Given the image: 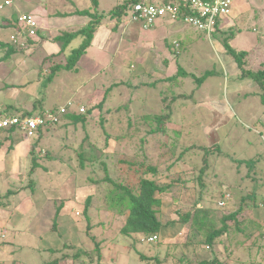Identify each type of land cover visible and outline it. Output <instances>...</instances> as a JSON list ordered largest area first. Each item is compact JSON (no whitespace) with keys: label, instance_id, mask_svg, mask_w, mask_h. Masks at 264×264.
Here are the masks:
<instances>
[{"label":"rangeland","instance_id":"obj_1","mask_svg":"<svg viewBox=\"0 0 264 264\" xmlns=\"http://www.w3.org/2000/svg\"><path fill=\"white\" fill-rule=\"evenodd\" d=\"M28 1L13 0V4L21 9ZM37 1L42 0H30ZM49 1H42L49 5L47 10L59 13L78 9L95 12L90 7L98 5V14H105L101 20L104 31H108L85 49L71 69L62 68L67 65L68 54L64 61L54 64L52 76L45 77L39 70L37 74H21L11 67V75H0L1 107L25 110L33 103L38 113L71 102L73 106L68 110L75 109L78 114L83 105L85 112L81 114L86 115L81 117L85 119L82 122L41 128L30 139L40 150H36L34 158L28 154L27 161L23 159L26 162H9L13 160L14 143L1 148L0 177L5 181L0 182V196L17 189L23 190L20 196L43 193L46 204L36 230L43 224L47 229L41 227L39 235L17 232L15 236L8 227L10 233L6 234L8 217L1 207L0 219L5 223H0V264H46L54 260L59 264H199L212 261L216 254L226 264H264V234L258 230L251 239L244 236L249 232L236 231L231 246L227 242L218 245L216 251L203 246L185 247L188 234L198 230L194 224L206 217V209L224 208L223 212L230 214L237 211L242 197L253 192L264 197L261 90L252 85L255 82L250 78L240 80L243 87L241 83L234 84L243 74L239 62L246 70L264 63V0H244L235 26L229 20L226 32H217L211 38L184 23L158 22L155 28L144 30L140 24H132L129 17L115 30L116 22L108 14L126 0ZM7 12L1 14L5 16ZM226 19L219 18L220 24L226 25ZM77 45L78 40L73 42L74 47ZM26 47L22 48L31 49ZM227 47L239 62L226 53ZM178 48L181 57L176 56ZM38 57L42 58L43 53ZM59 65L62 67L58 73L55 69ZM209 71L213 75L205 77L202 84L191 76L201 78ZM165 96H169L167 101ZM172 96L180 98L173 104L170 123L165 124L169 131L147 134L152 127L144 123L143 116L162 114ZM9 137L11 141L25 139L22 131ZM218 145L221 152H217ZM43 147L49 149V155ZM124 159L137 164L145 161L157 169L159 185H170L158 195L163 202L160 219L165 224L191 214L187 225L168 224L154 246L124 237L120 229L126 217L108 207L114 190L111 181L128 179ZM33 160L38 164L36 168ZM251 160L258 163H240ZM206 168L209 171L201 177V169ZM13 173L23 178V184L14 181L19 177L15 179L10 175ZM227 191L231 197H225L226 203L221 195ZM87 198L90 222L84 214ZM221 202L225 205L221 206ZM61 207L65 211L64 220L58 221L62 228L54 231L53 220ZM252 216L264 223L263 210L254 209ZM41 243H49V247L45 249ZM97 244L101 246L102 262ZM16 247L20 248L15 250ZM139 252L149 261L142 262Z\"/></svg>","mask_w":264,"mask_h":264},{"label":"trees","instance_id":"obj_2","mask_svg":"<svg viewBox=\"0 0 264 264\" xmlns=\"http://www.w3.org/2000/svg\"><path fill=\"white\" fill-rule=\"evenodd\" d=\"M134 0H126L122 4L116 5L112 11L109 12L108 16L112 18L113 20H116L114 29H118L120 25L124 22L128 21L127 14L129 13V7L131 6L132 2ZM163 2H171L175 0H162ZM204 1H210V0H204ZM184 4H188V0H182ZM98 5L92 6L91 8H95V12H92L90 9H87L85 11H78L81 15H86L91 18V22L88 24L87 27L83 28L77 33L71 34H63L62 36L58 37L56 40L61 42L65 41V47L63 46V51L67 50L69 40L72 41L74 39L82 38L83 42L81 45L76 48L69 50V55L67 56L66 67L58 66L57 69H71L72 67H75L77 60H80L81 57L84 55L85 49H88L93 41L94 33L95 31L100 27L102 23V18L104 19L105 15L101 14L99 15L97 12ZM192 13V12H191ZM189 14V12H187ZM19 21L18 19H12L8 24L5 26L7 28H13V29H20L19 27ZM220 21L217 20L215 30L212 33L211 36H209L207 33L206 35L208 37H213L217 32H220L219 30ZM1 27H4L1 25ZM226 30H223V33H225ZM205 33V32H204ZM21 43H24V45L30 46L31 43H34L32 39L29 38H19ZM18 46V49L23 50L22 44ZM15 46V45H14ZM7 51L9 53H16L18 50L16 48L7 47ZM227 53L229 55H232L237 61L238 59L236 56L231 52L228 51ZM8 53V52H7ZM243 54H246V52H243ZM239 62V61H238ZM73 63H75L73 65ZM239 68L242 69L243 74L239 79H245L250 78L252 79L256 84L257 87L261 90L260 98L261 102L264 105V68L260 70H246L242 63L239 62ZM56 71V69H55ZM213 75L212 71L206 72L205 76L201 78H197L194 75L191 74V76L195 79L196 83L202 84L205 77H209ZM52 76V75H50ZM169 96H165L164 99L167 101ZM180 98L179 96H172L169 106L164 107V112L162 114H147L143 116V119H145L144 123L148 124L152 128L150 130H146L147 134H153V133H166L169 131V129L165 128V124L170 123V120L173 117V107L176 102V100ZM171 107V108H170ZM89 113V112H88ZM26 115V116H25ZM31 116L30 114H24L22 117ZM17 116V115H14ZM64 116V115H63ZM82 116H86L81 113H66L64 117H60V119H66L70 120L73 123L82 122L85 119H81ZM5 118V117H4ZM0 116V120H3ZM147 121H153L157 122L158 125L152 124L151 122ZM59 124V123H58ZM56 124L48 123L47 126H55ZM16 128H5L0 131V133H7L9 136L16 132ZM36 148L37 143L33 142L31 144L30 148V155L33 156L36 154ZM217 152H221L220 146L218 145L216 147ZM82 156V155H80ZM207 157L210 158L208 155ZM125 163L128 165V169L125 172L126 176H128V179L125 181H122L120 183L113 182L114 190L111 191L110 194V201L109 202V209L114 210V212H117L118 214L124 215L126 217L125 223L120 229V233L129 239H135L137 243L141 244L140 239L142 237H147L150 235H157L160 238V234L163 233V230L167 227L168 224H184L187 225L189 221L191 220V214L187 213L183 217L180 216L178 220H174L175 222H169L168 224H165L160 219V211L162 207V200L158 197V195L165 193L168 189H170V185L161 186L156 181L157 177V169L153 166H150L146 164L145 161H142L141 163H135L132 161H126L124 159ZM147 161V160H146ZM187 162V161H186ZM257 161L251 160L250 162L241 161L240 163H246L247 165L256 164ZM260 162V161H259ZM258 163V162H257ZM38 166L37 163L33 160V167L36 168ZM208 168L202 170L200 176L206 175V173L209 171ZM148 174H153V178L148 177ZM134 182H137L134 184ZM34 191V188H32ZM227 195L231 194L230 192H224L221 195V199L223 201H228V199L225 200V197ZM6 196H0V208L4 207L3 202L1 201L2 198H5ZM242 203H240L239 208L237 211L232 212L230 214H227L223 212L222 208H213V209H206V217L200 220L197 223V220L195 219L194 224L197 227V232H193L188 234L186 239V248H190L192 246H203V247H209L212 251H216V247L218 245H223L228 242V246H231V239L233 234L237 231L241 234L245 233V231L249 232L247 234H244L248 239L255 238V231H259L260 233L264 234V223L262 221H259L255 219L252 216V211L254 209H258L261 207H264V197L257 193L248 194L247 197H242ZM90 207V198H87L84 204V214L85 219L90 222V218L88 217V210ZM201 208V207H200ZM62 208H58L56 212V216L53 220V230L56 231L61 227L59 221V213ZM252 216V217H251ZM195 217V216H194ZM193 221V220H192ZM234 222V224H231ZM61 235H63L61 233ZM158 243V242H157ZM241 242H239L240 244ZM99 245L98 250H101V246ZM155 244H151V246H154ZM52 249H50L51 251ZM101 256V251L99 254V261L102 262L103 258ZM140 260L142 262H147L149 259L143 254L139 252ZM219 256V254H218ZM217 254L213 258L212 261H203L199 264H226L223 261H221L218 258ZM77 257V256H76ZM71 259H75V257H72ZM46 264H59L58 260H54L51 262H48Z\"/></svg>","mask_w":264,"mask_h":264},{"label":"crops","instance_id":"obj_3","mask_svg":"<svg viewBox=\"0 0 264 264\" xmlns=\"http://www.w3.org/2000/svg\"><path fill=\"white\" fill-rule=\"evenodd\" d=\"M4 1L5 0H0V4ZM42 1H40V2L37 1L36 3H33V2H30V0H29L28 3H26V6H22L21 9H18V8L16 9L15 5L13 4L12 6L7 7L8 9L5 8V10L9 11V12H7V14H5V16H4L5 12L0 15V75L2 74L4 76H7L6 72H8V74L11 75L12 72H11V69L9 68V67H11L14 70L18 69V71H21L20 72L21 74L26 73V75H30L32 72L37 74V72L39 70V72H41L43 76H45V77H47L48 75L50 76L53 69L55 68L54 64L60 63V61H64L66 59V56L69 54V50L71 51L72 49L78 48L81 45V43L83 42L82 38L74 39L72 41L69 40L70 43H68L67 50L63 51V46L64 47L66 46L64 43L65 41L59 42L56 39L58 37L62 36L63 34H71V35L73 33L75 34V33L79 32L80 30H82L83 28L87 27L88 24L91 22V18L86 16V15H81L78 13V11H85L87 9H85V10L78 9L75 11L69 10V11H65V12H61V13H59L58 11L51 12V11L47 10L49 7L48 4L50 3V1L46 0L48 4L43 3ZM123 1L124 0H120L121 3ZM160 1H162V0H160ZM65 4L67 5V2ZM240 6H245L244 0H237L236 1L235 5L233 6V9L231 11V14L227 17H224V19L227 18L225 20L226 25H222V24L219 25L220 31H223L226 29L227 23L229 20H232V22H234V26H235V21L239 20L241 17V16H239V15H241L240 14L241 10L239 8ZM245 12H247V11H245ZM22 14H29V15L33 16L38 21L39 26H40V30L38 31V36L35 40H33L34 43H31V45L28 46L29 48H31L28 51H25V49L20 50V49H18V46H14L12 44L11 39L9 38V34L11 36V33L13 32V28H7L5 26L12 19H18V17ZM158 22H161L164 24H166V23L167 24H169V23L182 24V22H172V21L166 20V19L159 20ZM132 24H134V23H132ZM1 25H3L4 27H1ZM104 30H105V26H104V23L102 22L100 27L94 33V38H93L91 46L93 45V43H96V41L98 39H101V37L104 34H106V32L108 31V30H106V31H104ZM177 30L181 31L179 28H177ZM200 32H202V31H200ZM202 33L206 35V33H204V32H202ZM76 40H78V45L74 47L73 42H75ZM263 41H264V36H263ZM5 45L7 47L13 46L18 51L16 53L11 54V53H9V51H7V48L4 47ZM179 46H180V43H179ZM22 47L27 48L26 45H24V44H22ZM216 50H217V48H216ZM40 52L43 53L42 58L38 57ZM181 55H182L181 49H179L176 52V56L181 57ZM36 60H37V62L34 63ZM50 64H53V67H50ZM36 65H40V66L35 68ZM262 68H264V63H261L260 66L257 65L256 69H254V70H260ZM43 70H44V72H43ZM59 71H60V69L56 68L55 72L59 73ZM237 79L238 80L236 82H234V84L241 83V86H242L243 85L242 82L244 81V79H239V78H237ZM240 80H243V81H240ZM255 84L256 83H254L252 85H255ZM256 86H257V84H256ZM247 87L249 88L250 86H247ZM235 88L239 89L241 87L235 86ZM28 106L25 108V110H23L20 107H15V108L14 107L9 108V106H6V107L2 106L1 107V104H0V116L2 118L14 116V115L19 116V115H24V114H30L31 116H36V115H40V114H45V112L50 111V110H55V109L45 108L42 111H39L38 113H36L37 112V105L36 104L32 103ZM82 107H83V105H80L79 108H82ZM74 110H72V109L68 110L67 114L70 112L77 113ZM64 116H62V117H64ZM262 119H264V117ZM68 121H70V120L60 119L59 124H57V126L61 125L63 123H66ZM263 125H264V121H263ZM52 127L53 126H47L43 129H52ZM20 140H22V141H20ZM20 140L11 141L8 134L0 133V160L2 159L1 148L7 143H10V144L14 143V146H15V147L11 148L13 150V160L9 159L10 163L13 162L12 164L15 165V164H18L23 159L26 160L28 154L30 153V148H31L32 142L26 138L20 139ZM43 148L47 152L46 155H49L50 154V151H48L49 149L47 147H43ZM36 150H40V149L36 148ZM25 160H23V162L27 161V160L26 161ZM8 172H10V171H8ZM14 174L15 173L10 174V175H12L14 177L15 176ZM6 177L9 178V176H6ZM15 177H16L15 179H18V177H19L18 180H14L15 182H17V184L18 183L23 184V182H24L23 178H20V176H15ZM0 179H1L0 182H2V180L5 181V179H3L2 177H0ZM23 188H25V186H23ZM22 191L23 190L17 189V191H14V192L8 191L5 195H3V196H6L3 199L8 200V201H6V200L1 199L3 204H4L3 208H5L2 211L7 212L8 218H6V219H7L8 223H5L4 219H2V220L0 219V223H5L6 229H4V230H6L5 231L6 234L10 233V231L8 229V227H9L12 229L13 234L15 236H16L17 232L18 233H25V234L31 235V236L34 235V233L39 235V233H37V232L40 230L41 227L43 228V230L47 229L46 228L47 224H43V225H40L41 227L38 230H36L37 223L39 222V224H40L41 223L40 218L43 217V215H41L40 213L43 211V209H42L43 204H46V202L44 203L46 196L44 197L43 193L42 194L36 193V192L33 193L34 191H32L33 194H31V195H29V193H27V194L25 193L23 196H20V193ZM50 192H49V194H50ZM9 199H11V201H9ZM10 202H15V203H10ZM226 203H227V201H226ZM61 210L63 211V209H61ZM256 210H258V211L263 210L264 211V207L258 208ZM2 211H0V213ZM63 214L65 215V211L61 212L60 217H59V222L61 220H64V219H62ZM66 220H69V219L66 218ZM43 221H46V220L43 219ZM65 222H67V221H65ZM68 223L69 222H67L66 224H68ZM21 225H25V226L21 227ZM52 230H53V227H52ZM39 240H40V242H43L44 237L40 236ZM48 244L46 245V244L41 243V245H42L41 247H44L46 249L47 247H49ZM19 248L20 247H16L15 250H18Z\"/></svg>","mask_w":264,"mask_h":264},{"label":"built area","instance_id":"obj_4","mask_svg":"<svg viewBox=\"0 0 264 264\" xmlns=\"http://www.w3.org/2000/svg\"><path fill=\"white\" fill-rule=\"evenodd\" d=\"M237 0H188L184 4L182 0L163 2L160 0H134L129 7V21L134 24H140L144 30H151L156 27L159 20L166 19L172 22H182L196 28L199 31L207 33L209 36L215 30L217 20L227 17L231 14L233 6ZM13 5V0H5L0 4V15L5 8ZM189 12V14H187ZM192 12V13H191ZM20 29H13L10 39L13 45L19 46V38H29L35 40L38 36L39 23L29 14H22L18 17ZM24 44V43H21ZM60 107L55 110L45 112L36 116H9L0 120V131L5 128H16L22 131L25 138L30 140L36 137L41 128L48 123L58 124L60 117L65 115L68 107ZM80 113L85 112V108H80ZM221 206L225 203L221 202ZM141 243L156 244L159 241L157 235L142 237Z\"/></svg>","mask_w":264,"mask_h":264}]
</instances>
